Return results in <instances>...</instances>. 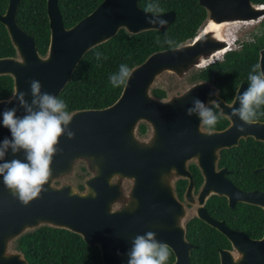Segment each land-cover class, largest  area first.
Instances as JSON below:
<instances>
[{
    "label": "water",
    "instance_id": "95a60500",
    "mask_svg": "<svg viewBox=\"0 0 264 264\" xmlns=\"http://www.w3.org/2000/svg\"><path fill=\"white\" fill-rule=\"evenodd\" d=\"M140 2L104 0L92 13L67 28L58 0H47L51 34L43 56L35 39L18 23L21 0H9L6 12L0 14V23L7 29L16 55L0 58V77H12L14 90L1 101L14 100L19 92H26L30 103L29 81L33 79L40 81L42 91L59 97L85 55L120 31L135 36L164 31L175 22V11L161 13L168 24L157 30L147 23L149 17ZM199 4L206 10L207 18L193 39L180 44L176 51L155 52L134 67L113 105L71 112L70 129L75 138L61 137L49 182L39 199L25 206L0 177V264H30L16 243L41 227L64 229L81 236L89 246L99 248L104 264H127L131 240L152 231L173 251V264H191L196 246L186 238L187 208L176 195L177 179L190 180L186 201L195 205L203 221L231 242L232 251H220V264H264V235L251 239L233 231L225 222L211 219L205 209L207 199L215 194L226 197L231 208L242 202L264 210V191L243 192L226 178L227 170L217 172L220 150L237 146L242 138L264 142L263 122L246 125L231 117L233 107H240L237 96L248 84L241 83L231 104L208 81L194 82L178 96L159 98L153 94L157 80L164 74L183 81L194 71L223 60L233 50L240 29L230 33L231 45L226 38L216 37L214 31L205 32L211 22L249 23L264 18V5H255L251 0H199ZM259 65L264 70V49ZM196 97L206 104L217 101L220 113L231 121V126L220 132L201 128L200 119L186 113ZM13 107L18 109V116L25 114L15 101L0 103V113ZM143 124L148 128L146 136L139 131ZM239 126L246 131H237ZM6 137L11 138L10 130L0 123V141ZM14 158L24 160V153L13 156L9 152L6 156L7 160ZM192 160L197 161L205 177L196 200L188 168ZM83 168L87 176L81 180L77 177ZM256 172L264 173V168ZM163 176L168 179L163 181ZM76 178L82 181L83 190L69 182Z\"/></svg>",
    "mask_w": 264,
    "mask_h": 264
},
{
    "label": "trees",
    "instance_id": "16d2710c",
    "mask_svg": "<svg viewBox=\"0 0 264 264\" xmlns=\"http://www.w3.org/2000/svg\"><path fill=\"white\" fill-rule=\"evenodd\" d=\"M104 0H58L64 25L71 28L92 13ZM149 3L159 4L163 13L176 12L175 22L164 31H148L131 36L125 31L110 41L88 52L75 70L71 81L59 95L71 113L77 110L104 109L113 105L121 96L125 85L113 87L109 76L118 72L121 64L131 69L142 64L155 52L171 49L164 41L171 38L177 45L193 39L204 24L207 13L199 0H141L144 10ZM255 5L264 0H252ZM9 0H0V14L7 10ZM20 27L36 41L41 55H46L50 43V24L47 13V0H21L18 10ZM254 42H244L240 49L228 52L224 59L207 66L192 76V81H208L219 88L220 96L232 102L242 82L249 83L252 68L259 64L260 50L264 48V23L255 35ZM97 53L100 58L97 59ZM16 51L5 26L0 23V58L14 57ZM14 90L10 76L0 77V101L8 99ZM153 94L167 97L164 89L155 88ZM219 114L218 109L212 106ZM258 121H264V107L258 112ZM256 120V121H257ZM227 121L220 116L215 128H222ZM147 126H140L141 136L147 133ZM263 145V144H262ZM249 142L244 147L229 152L227 159L235 184L243 190L264 189V174H254L253 170L264 165V152ZM87 176L85 168L79 175ZM244 177V181L240 178ZM202 182L197 172V186ZM83 190V186L80 185ZM185 186H180V193ZM208 208L215 215L225 218L235 229H244L252 238H260L264 233V211L256 206L239 203L231 209L225 198L213 197ZM218 216V217H220ZM188 238L198 245L192 253V264H220L218 248H230V243L216 230L195 219L188 225ZM226 242V244H224ZM30 264H104L98 247L89 246L81 236L64 229L41 227L23 235L16 243ZM174 260L170 249L167 263Z\"/></svg>",
    "mask_w": 264,
    "mask_h": 264
},
{
    "label": "clouds",
    "instance_id": "9594fccd",
    "mask_svg": "<svg viewBox=\"0 0 264 264\" xmlns=\"http://www.w3.org/2000/svg\"><path fill=\"white\" fill-rule=\"evenodd\" d=\"M161 13L163 9L159 4L149 3L145 9V14L149 17L147 23L157 30L166 28L168 24L162 19ZM164 42L173 51L179 49V45L171 38H166ZM99 58L100 53H97V59ZM131 76L132 69L126 64H121L118 72L109 76V81L113 87L118 88L127 84ZM248 80V88L237 96L240 107H233L231 117L239 118L246 125H252L258 118L259 110L264 107V70H261L259 64L252 68ZM29 87L32 97L30 103L26 92H19L14 100L0 101L9 104L15 101L25 113L18 116V109L15 107L4 109L0 113V123L11 133L10 139L6 137L0 141V177H3L6 188L25 206L39 199L44 192V186L51 176L54 157L59 151L61 137L75 138L70 129L73 116L67 110V104L57 96L42 91L43 85L38 80L29 81ZM209 105L218 106V102L210 100L206 104L198 97L193 98L186 113L189 117H198L201 128L211 132L214 131L222 113L218 114ZM237 131L243 133L246 128L239 126ZM9 152L13 156L23 152L25 159L7 160ZM167 179V176L162 177L163 181ZM127 256V264H166L170 249L166 243L157 239L156 233L148 231L143 235H136L131 240Z\"/></svg>",
    "mask_w": 264,
    "mask_h": 264
},
{
    "label": "flooded vegetation",
    "instance_id": "af4514ba",
    "mask_svg": "<svg viewBox=\"0 0 264 264\" xmlns=\"http://www.w3.org/2000/svg\"><path fill=\"white\" fill-rule=\"evenodd\" d=\"M252 1V0H251ZM258 5H264V3H262V4H258ZM260 22V23H259ZM259 22H256L254 25H256V24H259V26L258 25H256V26H258L257 28H256V31H251V32H247V30H245V31H238V33L236 34V36H237V39H236V42H235V45H234V48H233V50H231V51H234V50H237V49H240L241 47H242V44L244 43V42H254L255 40H256V37H255V35L258 33V30L261 28V26H262V24L264 23V18L262 19V20H260ZM248 25H250V24H248ZM254 25H251V26H254ZM256 26H254L253 28H255ZM247 27H249V26H247ZM241 29V28H240ZM243 29V28H242ZM264 49V48H263ZM263 49H261V50H263ZM261 50H260V52H261ZM231 51H229V52H231ZM259 60H260V57H259ZM201 71V70H200ZM198 73V72H197ZM196 74V73H195ZM194 75V74H193ZM192 75V76H193ZM191 81H192V77H191ZM196 82V81H195ZM197 82H199V81H197ZM192 83H194V81H192ZM243 83V82H242ZM241 85V84H240ZM240 87V86H239ZM219 89V88H218ZM239 89V88H238ZM237 89V90H238ZM167 93V92H166ZM219 93H220V90H219ZM236 93H237V91H236ZM236 95V94H235ZM221 97V96H220ZM166 98V97H165ZM222 98V97H221ZM235 98V97H234ZM223 99V98H222ZM224 100V99H223ZM234 100V99H233ZM225 101V100H224ZM226 102V101H225ZM233 102V101H232ZM232 102H230V103H228V102H226V103H228V104H231ZM213 106V105H212ZM212 106H210V107H212ZM217 109H218V107L217 106H215ZM218 111H219V114H221L220 113V110L218 109ZM221 117H223L228 123H227V125L226 126H224V127H222V128H215L214 129V131H224V130H226V129H228L230 126H231V121L227 118V117H225L224 115H221ZM256 122H263L264 123V121H256ZM205 129V128H204ZM206 130V129H205ZM147 132H148V130H147ZM146 135H147V133H146ZM145 135V136H146ZM249 142H252V143H254V145L256 146V147H261L263 150V152H264V142H262V141H257L256 139H254L253 137H248V138H242L240 141H239V144L237 145V146H234V147H232V148H224V149H222V150H220L219 151V159H218V161H217V172H219V171H221L222 169H225V170H227L229 173L226 175V178L229 180V181H231L232 183H233V185H235L239 190H241V191H243V192H253V191H264V189H251V190H243V189H241L240 187H238L236 184H235V182H234V180H233V178H232V176H233V174H234V170L233 169H231L230 168V166H231V161H229L228 159H227V156H229V152H231V151H233L235 148H239V147H242V146H246L247 145V143H249ZM263 144V145H262ZM188 168H189V171L191 172V175H192V177H193V180H194V189H193V192H192V194H193V198L196 200L197 198H198V195H199V193H200V191H201V188H202V186H203V184H204V182H205V177H204V175H203V173H202V171H201V169H200V167H199V165H198V163H197V161L196 160H192L190 163H189V166H188ZM261 168H264V165L263 166H260V167H257L256 169H254L253 170V173L254 174H259V173H261V172H256L257 170H259V169H261ZM197 172L200 174V176H201V178H202V182H201V184H200V186L198 187L197 186ZM261 174H264V173H261ZM234 177V176H233ZM244 177H242L241 176V178H240V181H244ZM185 186V189H184V191L182 192V194L180 193V186ZM189 185H190V180L189 179H177L176 181H175V183H174V186H175V192H176V195H177V197H178V199L182 202V203H184L185 205H186V208H187V218H186V222H185V227H186V238H187V241L188 242H190L191 244H193L194 246H196V248L194 249V250H196L197 248H198V245L197 244H195V243H193L192 241H190L189 240V238H188V225H189V223L191 222V221H194L195 219H198V220H200V221H202L203 223H205L208 227H210V228H212V229H214V230H216L217 232H219L224 238H225V240H227L229 243H230V248H222V247H219L217 250H218V255H219V259H221V257H220V251L221 250H231L232 251V244H231V242L229 241V239L223 234V233H221L219 230H217L216 228H214L213 226H211V225H209L208 223H206L205 221H203L199 216H198V214H197V208L195 207V205L194 204H190V203H188L187 201H186V199H185V196H186V193H187V191H188V188H189ZM213 197H219V198H225L226 200H227V203H228V205H229V202H228V199L226 198V197H224V196H219V195H215V194H213V195H211L208 199H207V201H206V205H205V209H206V212H207V214L209 215V217L211 218V219H213V220H215V221H223V222H225V224L230 228V229H232L233 231H237V232H242V233H244L247 237H249V238H251V239H254V240H258V239H261L262 237H263V235H264V233H263V235L260 237V238H252L251 236H249V235H247V233H246V231L244 230V229H235V228H233V227H231L229 224H228V222H227V220L225 219V218H223L222 216H220V215H215L214 213H213V209H210V208H208V202L213 198ZM239 203H242V202H239ZM239 203H237V204H239ZM236 204V205H237ZM242 204H247V203H242ZM236 205L234 206V208L236 207ZM247 205H250V204H247ZM252 206H254V205H252ZM230 207V206H229ZM256 207H259V206H256ZM231 208V207H230ZM234 208H231V209H234ZM259 208H261V207H259ZM262 209V208H261ZM263 210V209H262ZM264 211V210H263ZM218 216H220V217H218ZM224 244H226V242L224 243ZM193 250V251H194ZM193 251H192V253H193ZM173 252V251H172ZM174 254V253H173ZM191 259H192V254H191ZM176 261V257H175V255H174V260L171 262V263H167V264H173L174 262ZM220 263H221V261H220ZM191 264H192V262H191Z\"/></svg>",
    "mask_w": 264,
    "mask_h": 264
},
{
    "label": "rangeland",
    "instance_id": "374dc122",
    "mask_svg": "<svg viewBox=\"0 0 264 264\" xmlns=\"http://www.w3.org/2000/svg\"><path fill=\"white\" fill-rule=\"evenodd\" d=\"M256 22H252L250 25H242L240 28L239 31H245L247 30V32H251V31H256V28L259 26V24H256L254 25ZM260 23V22H259ZM251 25H254L256 26L255 28H253L254 26H251ZM249 26V27H247ZM243 28V29H242ZM237 30V29H236ZM240 33V32H239ZM238 33V34H239ZM200 70H197V71H194V73L190 74L189 76H187V78L183 81L179 80L175 75H172V74H164L163 76H161L154 88H161V89H164L166 92H167V95L168 96H178V95H181L186 89H188L190 87V85L192 84V81H191V77L193 74L199 72ZM79 178V174H78V177ZM72 179V180H69V182H71L77 189L79 187L80 184H82V181H80L79 179ZM57 184H62V182H59ZM127 187H128V184H127Z\"/></svg>",
    "mask_w": 264,
    "mask_h": 264
},
{
    "label": "bare ground",
    "instance_id": "6f19581e",
    "mask_svg": "<svg viewBox=\"0 0 264 264\" xmlns=\"http://www.w3.org/2000/svg\"><path fill=\"white\" fill-rule=\"evenodd\" d=\"M252 22L249 23H242V22H235V23H227V24H222V25H217L215 23H210L205 32L210 33V32H215L216 37L223 39L226 38L229 43L231 44L232 40L230 37L232 36L233 31L236 29L240 28L242 25H248L251 24ZM232 45V44H231ZM219 55L215 56L218 57Z\"/></svg>",
    "mask_w": 264,
    "mask_h": 264
}]
</instances>
